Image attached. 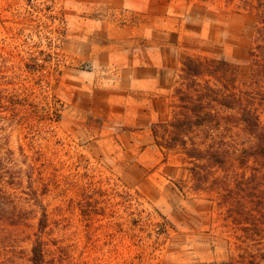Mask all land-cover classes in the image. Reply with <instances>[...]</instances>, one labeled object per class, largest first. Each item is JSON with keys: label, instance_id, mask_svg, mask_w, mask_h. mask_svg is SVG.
I'll use <instances>...</instances> for the list:
<instances>
[{"label": "rangeland", "instance_id": "obj_1", "mask_svg": "<svg viewBox=\"0 0 264 264\" xmlns=\"http://www.w3.org/2000/svg\"><path fill=\"white\" fill-rule=\"evenodd\" d=\"M242 2L0 0L2 188L14 198L0 264H31L37 233L46 264H228L242 252L216 196L191 190L149 129L170 115L184 55H223L245 87L256 17ZM234 130L224 135L241 141Z\"/></svg>", "mask_w": 264, "mask_h": 264}, {"label": "trees", "instance_id": "obj_2", "mask_svg": "<svg viewBox=\"0 0 264 264\" xmlns=\"http://www.w3.org/2000/svg\"><path fill=\"white\" fill-rule=\"evenodd\" d=\"M241 8L256 17L245 87L238 86L237 67L223 55H184L170 115L150 123L149 129L157 147L186 164L191 190L216 196L225 219L243 232L246 244L228 264H264V0H243ZM233 130L243 133L241 141H228L224 134ZM2 160L0 153V222L9 223L14 198L2 188L10 176ZM30 198L40 209L41 233L47 213L35 191ZM30 251L31 264H46L39 233Z\"/></svg>", "mask_w": 264, "mask_h": 264}]
</instances>
